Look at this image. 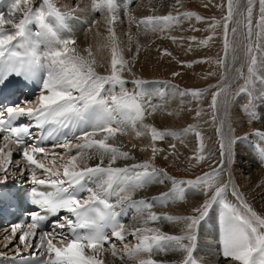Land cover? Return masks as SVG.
Wrapping results in <instances>:
<instances>
[{"label": "snow or ice", "instance_id": "obj_1", "mask_svg": "<svg viewBox=\"0 0 264 264\" xmlns=\"http://www.w3.org/2000/svg\"><path fill=\"white\" fill-rule=\"evenodd\" d=\"M23 5L22 8L21 0H12L7 17L0 14V90L7 86L11 77H18L25 82H36L39 94L30 99L10 101L0 108V133L4 134L0 138L6 142L5 148L9 143L17 146L25 162V166L19 171L31 172L34 187L28 194L31 202L44 214L33 212L31 222L27 224L28 231L23 232L19 239L32 248L33 245L26 238L38 236L40 243L35 248L42 254L46 252V259L40 260V264H104L98 255L99 250L110 242L105 229L110 227L111 237L122 243L126 239L124 225L118 220L124 207L136 209L144 217V224L132 230L131 234L137 242L132 247L125 243L123 256H119L115 244L110 245L113 257L123 260L146 254V258L140 259L139 264H165L153 257L172 251L182 254V258L172 264H199L194 257L197 234L201 223L214 206L220 209V255L228 264H264V217L242 200L241 193L235 187H232L231 195L239 204L227 199L231 176L229 174L228 179H224L226 161L239 138L231 134V127L226 134L223 121L218 120L220 107L228 102L230 86L224 82L226 76L222 75V79L214 86L217 90L211 93L209 104L211 123L216 125L219 160L210 171L195 179L177 180L153 163L156 155L164 151L158 149L156 143L163 142L167 137L183 143L182 138L192 134L196 138L197 150L190 159L199 164L208 158L204 136L196 125H189L181 132H175L142 124L145 116L154 113L156 107L147 99V93L143 90L146 81L136 79L132 82L135 90L131 93L127 90V81L122 73L131 69L129 62L124 59L114 27L118 20L115 0H92V10L104 14L107 24L108 43L104 47L111 49L108 74L97 71V62L91 48L84 50L87 56L82 55L76 47L74 37L59 35L60 30L70 28L68 21L74 16L73 12L61 11L53 0H42L41 6L35 8L30 6V0H23ZM181 6V0H175L172 5L176 9L175 15L172 12L167 15H149L138 21L130 18V22L135 23L137 29L144 33H163L184 20L204 22L196 13H180ZM238 9V0H228L223 22L224 56L216 62L222 68H227L229 52L235 58L236 43L229 39V32L234 37L238 27L230 29L229 24ZM253 9V0H245V7L239 12L242 19L237 20L236 25H242L245 29L243 47L248 63V77L240 92L249 97L244 111L255 118L257 114L252 108L256 97L252 86L257 80L264 84V76L257 72L258 63L264 66V56L261 55L264 53V44L257 42L254 46L252 40L254 27L257 29V41L264 40V0H259V19L255 24ZM17 12L21 13L19 19L14 18ZM92 23L95 24L96 21ZM6 25L10 29H6ZM31 25L36 26L35 31ZM216 26L215 23L209 25L213 35L199 41L193 37L191 42L207 47L214 37ZM170 38L173 42L178 39ZM128 39L129 42L132 41L131 33L128 34ZM163 54L171 55L166 49ZM187 66L191 67L190 64ZM206 91L210 89L186 90L179 92V95L189 96L198 102ZM201 114V111H197L196 117L199 118ZM24 116L31 118L34 126L42 130L41 137L35 138L31 144L26 142L27 138L32 137L30 126L14 123ZM138 122L142 124L143 131H136V136H150L152 156L147 161L117 167L115 165L118 160L135 158L128 151H121L119 146L108 141L118 134H127L129 124L135 129ZM45 126L52 127L44 131ZM254 135L264 142V132L257 130ZM246 138L247 136L244 137ZM48 139L55 142L54 148L65 149L59 160L66 162L58 164L55 154L49 157L48 149L43 146V141ZM170 147L175 149L176 145L172 144ZM257 147L264 155V147ZM146 150L148 149H141ZM11 158L10 150L5 153L4 148H0V171L5 173L0 177V184L6 183L9 178L7 173L8 166L12 163ZM93 159H97L98 163L90 165L89 161ZM164 159H168V156L165 155ZM35 170H40V175L44 178L38 179ZM165 182L171 183L168 192H161L151 200L132 198L137 190L153 183ZM36 186H47L49 190H40ZM188 189L202 192L205 197L199 206L193 208L194 214L180 217L160 215L152 211L157 201L165 205L173 201L183 202ZM3 195L0 191V198ZM112 197L116 198L115 202H112ZM62 210L67 211L70 216L63 217V222H53L51 231L37 233L38 229L43 228L49 214L55 215ZM165 221L181 225V234L166 233L150 226ZM20 227L19 223L13 226L14 235ZM65 227L69 230L67 234L55 231Z\"/></svg>", "mask_w": 264, "mask_h": 264}, {"label": "bare ground", "instance_id": "obj_2", "mask_svg": "<svg viewBox=\"0 0 264 264\" xmlns=\"http://www.w3.org/2000/svg\"><path fill=\"white\" fill-rule=\"evenodd\" d=\"M32 1L35 3L34 5L32 4ZM40 1L41 0H30V6L31 7L36 6L40 3ZM174 2L175 0H134L132 7L129 9L127 13L124 14L121 13L120 15H118V20L114 27L118 40L120 42V47L123 50V56H126V58L129 60L128 62L131 69L130 71L127 70L128 72L126 74L122 73V75L123 78L127 81L128 84L127 87L133 86V91L135 90V85L131 81V76L135 70L143 74L139 66L140 64L139 59L140 56L145 53V51L147 53L157 52L159 55H161L165 49L168 52L169 48H171L174 44L175 45L176 44L183 45V44L176 43L178 39L175 42H173V40L170 38V37L179 38L176 33L177 31L175 27L163 33H152V32L144 33L142 30L137 29L135 23L130 22V18L138 21L141 18L149 15H163L164 13L166 15V13L170 11L175 12L176 9L172 7ZM53 3L61 11L73 12L75 15L79 17V20H75V21L70 20L71 28H72L71 35H73V37L77 41L76 43L77 49L80 51L82 55L87 56V52H85L84 50L87 48H91L97 62V71L100 72L101 74H108V70L110 69V61H111V49L109 47H104V45L108 43L107 24L105 22L104 14H102L101 12H97L96 14L91 13L90 9L92 8V0H53ZM238 3H239V9L236 11V15L234 16V19L231 22V27H230V29L232 27H238V31L234 37L232 33L229 32V39L235 41L237 50L235 52V58L233 56V53L229 52L227 57V68H224V76H226L224 82L228 85H232L233 80L236 79V77H238L239 79V76H242L241 81L245 77L244 75H245L247 58L245 56L244 47H243L244 29L242 25L239 26L236 25V21L242 19L239 12L244 9L245 0H238ZM21 7L22 8L24 7L23 0H21ZM153 9L155 11H153ZM8 11H9V7L5 9L4 15L6 17ZM20 16L21 13L17 12L14 18L19 19ZM93 21H96V23L93 24L92 23ZM5 27L10 29L9 25H6ZM129 33H131L133 37L131 42H129L128 39ZM137 41H139V44H137ZM138 47H139V51H137ZM259 72L261 73L260 70ZM147 76H142L143 77L142 80L146 81V83L143 85V90L146 91V88L154 89L153 93L155 98L148 96L147 99H150L151 104L156 107V111L152 114H147L144 120L142 121V124L154 126L158 130H162V131L181 132L183 129L187 128L188 120L186 119H190L191 115L194 114L195 112L194 106L192 107V102H194L195 100H192V98L189 96L181 97L179 95L180 91L168 86L170 84L169 82L167 83L166 81L164 82L154 81L156 79L149 80L148 78H146ZM189 85L191 87L195 86L196 80L191 81ZM252 87L254 89L253 95L256 97L252 110L255 112L256 110L260 111L256 116V122H258L256 123L257 130H259L260 132H264V108L261 110L258 108L259 107L258 105H264V102L261 99L264 97V84H261L257 80L255 85ZM127 90L129 91V88ZM228 91H229V95L227 97L228 102L227 104H224L220 107L218 120L223 121L224 132L226 134L228 133L229 127H231V129L233 130L231 134L235 136V131L234 128L232 127L233 124H236V129H240V128L243 129V127L241 126L243 125L242 108H243L244 100H243V96L241 98L237 97V99L238 98L239 99L236 102H232V105L230 107V102L232 100L234 101L236 97L233 99L234 93L231 90V86L229 87ZM247 101L249 102V99H247ZM168 113H172V114L169 115ZM142 124L141 123L139 124L137 131H143ZM174 124H177V128L173 127ZM182 139L184 141L183 143H181L180 140L174 139L172 137H168V140H164L163 142H157L156 147L158 149H163L164 151L156 155V158L153 161V163L157 164L158 162L166 163L172 161L175 165H177L176 162L174 161L176 153L181 152L182 149H190V151L192 150V152H194V150H197V142L194 135L189 134L184 136ZM208 139L210 138L208 137L205 138V141H208ZM216 140L217 139L213 138V133H212V138L209 140V143L214 147L212 153L215 156L219 157L218 142H216ZM108 142L114 143L117 146H119L121 151H128L135 158L134 160L120 159L117 161L115 165L117 167H122L126 164H131L134 162L147 161L150 160L152 156L150 150V145H151L150 136L145 135V136L137 137L136 132L129 131L125 135L118 134L114 139L109 140ZM5 143L6 142L0 139V148H4V152L6 153L9 151L10 147L8 144V147L5 148L4 147ZM209 143H207V146H210ZM172 144L176 145L175 149H172L170 147V145ZM141 149H148V150L141 151ZM239 149L240 146L237 145L236 143L232 146L231 156L228 159V165L225 170L224 179L227 180L229 174L231 176V186L228 190V193H231L232 187H235L236 190L239 193H241L242 200L245 201L247 205L250 206L258 215L264 217V207L260 206L262 199L261 195L264 193V191L261 189L262 186H264V158L260 157L257 160L253 155H251L252 153L251 150L248 154L246 153L247 155H244L243 152L240 151ZM12 154L13 156H16L15 152H13ZM165 155L168 156V159H164ZM59 156H60L59 154L56 155L57 158H59ZM11 159H12V163L8 166L9 172L7 173V175L9 178L7 181L9 180L16 181L18 180V177H22L24 175L27 179L29 176V171L27 170H25L24 172L19 171L20 168H23L25 166V162L15 157H12ZM58 162L62 163V162H66V160L65 161L58 160ZM96 163H98L97 159H93L89 161L90 165H95ZM240 174L248 175L249 184L247 185L246 183L247 186L241 183V179H243V176H241ZM4 175L5 173L0 171V177H3ZM27 182L28 179L24 181V183ZM169 184L171 183L170 182H165L164 184L153 183L151 185L146 186L142 190H137L136 196L150 198L153 195L160 194L161 192H166ZM190 194L193 196L195 200V201L192 200L193 202H191V204L189 203L190 205L185 203V200L187 199L186 198L183 202L173 201L168 203L167 205L156 206L152 209V211L160 215L168 214V215L180 216V217L194 214L193 208L199 206L203 202L205 197L202 192L196 190L194 193L192 190ZM228 196L230 197V199H232V201H235V198L232 197L231 194ZM186 201L190 202L189 200ZM210 216L211 213H209L208 217ZM213 218L214 216L212 218H209L210 223L212 225L214 224V221L212 220ZM143 224H144V217L140 214L135 217V219L130 223L129 226L136 228L143 226ZM150 226L160 228L166 233H172L176 235L181 234L182 226L176 225L174 223H169L165 221V222L155 223ZM1 231L3 235L6 234L7 232L8 233L6 235H11V234L13 235V239L11 238L12 236H10L9 238H6L5 243L11 238L12 241L9 240L10 241L9 245H13V246L15 245V248L7 249L6 247L5 248L6 250L0 251V264H9V259L11 257L16 256V252H14V250L17 249L19 245L16 241L17 238L13 234L12 229L6 228V229H2ZM27 240L31 242L33 247L29 248L25 243H23L22 251L26 255H28L29 253H36V254L41 253L39 250H36L35 248V246L39 244L38 238L37 239L28 238ZM196 245L197 246L194 252V256L197 259L199 258L200 260H202L205 264H219L220 260H225L223 257H221L219 251H217L216 249L217 241L215 239L214 234L211 233V229L209 227L205 229L203 228V222L199 227ZM117 253L119 254V252ZM98 258H103L105 263L107 264H139V260L146 258V254H140L132 259L125 258L121 260L118 257H113L111 254V250L100 249ZM153 258L159 261H164L165 264H172V262H178L182 258V254L179 252L169 251L167 254H157ZM225 264H228V261L225 260Z\"/></svg>", "mask_w": 264, "mask_h": 264}, {"label": "rangeland", "instance_id": "obj_3", "mask_svg": "<svg viewBox=\"0 0 264 264\" xmlns=\"http://www.w3.org/2000/svg\"><path fill=\"white\" fill-rule=\"evenodd\" d=\"M227 2L228 0H181L182 6L179 8L180 13H183V12L196 13L197 15L203 18L204 22L198 23L195 21V19H192V20H184L180 25H177L175 28H176V31H177L176 33L179 38L176 41V43H180L183 45L174 44L171 48H169L168 52L171 53L170 56L164 55L163 53L159 55L157 52L147 53L145 51V53L142 54L143 56L141 55L139 59L140 60L139 66L143 74L135 70L131 76V81L133 82L134 80L138 78L142 79L143 78L142 76L148 75L146 78H148L149 80L156 79L154 81H160V82L166 81L167 83L169 82L170 83L168 85L169 87L175 88L180 92L186 91V90H196V89L209 90L210 89V91H206V94L203 97H201L198 102L197 101L192 102V107L194 106L195 112L194 114L191 113L192 114L191 118L186 119V120H188L187 126L196 125L198 127L201 134H203L204 139L207 137L211 139L212 133H213V138L217 139L216 142H218V138L215 132L216 125L211 123L212 114L209 109V104L211 101V93L217 90L214 86L222 79V75L224 76V68L219 66L216 62L224 56L223 22H224V17L227 13ZM32 4L34 5L35 3L32 1ZM253 4H254L253 22L255 24V22L259 19V0H253ZM168 13H166V15ZM172 13L175 15L176 11ZM163 15H165V13ZM212 23H215L217 26L214 29V37L209 42L207 47L198 46L196 43L191 42V38L193 37H195V39L199 41V40L205 39L209 35H213V31L209 29V25ZM230 27H231V23L229 24V28ZM256 31L257 29L254 27L253 28V40H252L253 45L255 46L257 42L264 44V40L257 41L256 36H255ZM244 32H245V29H244ZM261 55L264 56V53H261ZM124 59L129 61L126 58V56H124ZM203 61H208V62H203ZM189 64L191 65V67L187 66ZM241 67H242V64H241ZM247 67H248V63L246 59L244 79L241 81L242 76H239V79L238 77H236V79L233 80L232 85H229L231 86V90L234 93L233 99L236 97L234 101L232 100L230 102V107L232 105V102H236L242 96L244 100L243 108H242V114H243L242 124L243 125L241 126L243 127V129L242 128L236 129V124H233L232 127L234 128V131H235V137L249 135L251 132L253 133L257 131L256 123L258 122H256V117L250 118L248 113L244 111L245 105H248L249 103L247 101L249 97L248 95L241 94L240 92V88L245 84V78L248 77ZM259 70L261 71V73L259 72ZM127 72L128 71L125 70L123 74H126ZM257 72L259 75L264 76L263 75L264 66H261L258 63ZM174 73H179V75H173ZM193 80H196V85L191 87L189 83ZM128 88H129V92L131 93L133 91V86H128L127 89ZM237 97L239 98L237 99ZM261 99L264 102L263 100L264 97ZM258 106L260 110L264 108V105H258ZM197 111H201L202 113L199 118L196 117ZM259 112H260L259 110H256V114H258ZM245 123L248 125L250 123V125L248 126ZM173 127L177 128V124H174ZM252 133H251V136H252ZM165 140H168V137ZM249 140H246L244 139V137H242L240 141L236 142V144L240 146L239 150L242 151L244 155H247L250 152V150L252 151V146L250 142H248ZM208 147L209 146H206V148ZM210 148H211L209 149L210 152L209 150L205 152L207 153L206 154L208 157L207 160L199 164H197L194 160L190 159L194 155V152H192V150L190 151V149H182L181 152H178L175 154L174 161L176 162L177 165H175L172 161L166 162V163L158 162L157 164L159 166L157 164L155 165L159 169L163 168L168 173L169 176H172V177L175 176L177 180H179L180 178H186V177H197V176L202 175L204 172L210 171L211 167L215 166L219 160L218 159L219 157H217L216 159L215 155L212 153V151L214 150L213 145H211ZM251 155L254 156L253 153H251ZM255 159L257 158L255 157ZM58 160L59 159H57V163L58 164L61 163V162H58ZM226 165H228V160L226 161ZM240 175L243 176V179H241V183L247 186L249 184L248 175H245V174L243 175L240 174ZM261 189L264 191V186H262ZM190 191L192 192V190H189L187 199H186V200H189L190 202L185 200V203L187 204L189 203L191 204V202L195 201L193 196L190 194L191 193ZM194 192L195 190H193V193ZM261 198L262 199H261L260 206L264 207V193L261 195ZM210 213H211V216L207 217L206 219L212 218L214 216L213 209L211 210ZM212 220L214 221V218ZM203 228L205 229L204 226ZM1 233L2 231L0 232V251L6 250L5 249L6 247L7 249L12 248L13 245H9L10 244L9 240L5 243L6 238H9L7 237L8 235L6 234L3 235V233L2 234ZM211 233L213 232L211 231ZM221 263L225 264V260H220L219 264Z\"/></svg>", "mask_w": 264, "mask_h": 264}]
</instances>
